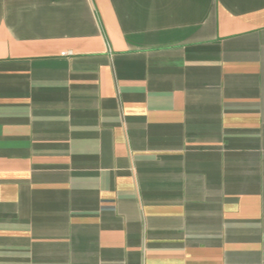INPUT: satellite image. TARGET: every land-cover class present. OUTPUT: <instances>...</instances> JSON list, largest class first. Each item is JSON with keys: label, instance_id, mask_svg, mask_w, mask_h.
I'll use <instances>...</instances> for the list:
<instances>
[{"label": "crops", "instance_id": "1", "mask_svg": "<svg viewBox=\"0 0 264 264\" xmlns=\"http://www.w3.org/2000/svg\"><path fill=\"white\" fill-rule=\"evenodd\" d=\"M0 264H264V0H0Z\"/></svg>", "mask_w": 264, "mask_h": 264}]
</instances>
